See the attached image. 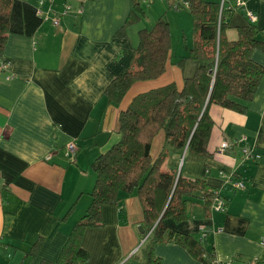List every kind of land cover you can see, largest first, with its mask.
<instances>
[{
	"label": "crops",
	"instance_id": "obj_1",
	"mask_svg": "<svg viewBox=\"0 0 264 264\" xmlns=\"http://www.w3.org/2000/svg\"><path fill=\"white\" fill-rule=\"evenodd\" d=\"M23 1L40 6V0ZM65 4L70 11L59 16L57 25L45 18L32 36L9 34L0 55V64L8 63L7 69L0 68V264L55 261L90 203L91 163L119 138V113L139 93L171 82L178 88L183 84L175 63L187 55L192 36L188 41L185 37L182 48L171 45L162 75L133 83L119 103L110 102L105 88L129 66L138 41L139 29L135 33L131 26L126 36H116L131 0H43L41 8L56 13ZM234 5L235 0L223 1L231 11L228 40L236 39V27L247 21L242 11L255 14V24L264 33V0H244L241 12ZM161 15L168 24L176 19L172 14L167 18L166 12ZM251 56L264 68V52L256 49ZM209 114L211 156L184 153L178 172L216 188L225 208L205 212L196 202L188 219H168L166 225L200 241L217 260L254 258L264 264V73L246 112L212 104ZM241 136L259 155L255 163L244 162L237 146L219 150L223 140ZM69 143L76 146L73 155L66 154ZM163 144L160 131L150 147L153 159ZM220 171L236 173L244 188H233ZM139 228L142 208L134 193L124 195L117 205L104 206L102 225L84 232L82 247L89 259L79 264H142L133 257L142 245ZM36 237L42 241L25 259ZM153 253L161 264H205L172 241L155 244Z\"/></svg>",
	"mask_w": 264,
	"mask_h": 264
},
{
	"label": "trees",
	"instance_id": "obj_2",
	"mask_svg": "<svg viewBox=\"0 0 264 264\" xmlns=\"http://www.w3.org/2000/svg\"><path fill=\"white\" fill-rule=\"evenodd\" d=\"M140 1L131 0L130 12L116 36H126L128 27L144 16ZM180 1L188 3L192 20V45L175 63L183 73L182 87L171 82L139 93L119 113L118 140L91 163L94 183L87 209L71 227L56 260L43 259L39 264L88 261L89 252L82 247L85 230L102 225L104 206L117 205L124 195L132 193L142 208V237L147 235L134 258L142 264H161L153 247L172 241L208 263L207 255L211 257L213 251L208 252L191 235L169 229L166 220L177 223L188 219L196 202L205 212L215 211L216 198L223 201V210L225 201L216 188L202 179L183 177L178 168L184 153L211 156L207 147L213 126L210 105L246 112L264 73L263 66L251 56L256 49L264 52V33L247 19L236 27V39L228 40L231 11L221 0H167L171 9ZM35 10L23 0H0V55L9 34L33 35L42 22ZM137 38L131 63L105 88L104 96L110 102L119 103L133 83L156 79L165 70L172 42L163 15L150 28H140ZM160 131L164 144L153 159L150 147ZM41 241L36 237L30 243L25 259L35 254Z\"/></svg>",
	"mask_w": 264,
	"mask_h": 264
},
{
	"label": "built area",
	"instance_id": "obj_3",
	"mask_svg": "<svg viewBox=\"0 0 264 264\" xmlns=\"http://www.w3.org/2000/svg\"><path fill=\"white\" fill-rule=\"evenodd\" d=\"M142 1H146V0H142ZM224 0H221V3H223ZM43 3V0L39 1V5L38 7H36V15L39 16L41 19H45V18H49L50 21L52 22L53 25H57L59 22V16L67 14L70 11V6L65 4L63 9L59 12H52L50 8L44 10L41 8V4ZM188 3L186 1H180L177 4H174L172 9L173 10H179L182 7H187ZM235 8H243L244 7V0H235ZM53 13L50 16V13ZM81 13V9L78 8V10H76V14H80ZM245 15L247 17V19L253 23L256 21V15L253 14L251 11H245ZM0 68L3 70L8 68V63H2L0 64ZM11 77V76H9ZM8 78V77H7ZM237 146L240 149L241 152V156L244 162H252L255 163L258 158L259 155L254 151V148L252 145H249L246 143V137L245 136H241L238 139H234L232 141L230 140H223L220 144L219 150L220 151H226L228 149H230L232 146ZM76 152V146L74 143H69L66 145V154H75ZM47 159H49V156L46 157ZM219 175L221 177H223L226 182L228 184H230L233 188L236 189H242L244 188V184L243 181L240 179L239 176H237L236 173H224L222 171L219 172ZM223 208V201L221 199H217L216 198V206L215 209L216 210H221ZM201 229V234L205 235L204 229ZM147 236V235H146ZM146 236L143 237L142 239V243L144 242ZM264 241V240H263ZM263 243V242H262ZM207 264H256V260L254 258L250 259V260H246V261H241V262H236L235 260L231 259V260H226V261H220L217 260L215 258V256L213 255V253H211V257H209V255H207Z\"/></svg>",
	"mask_w": 264,
	"mask_h": 264
},
{
	"label": "rangeland",
	"instance_id": "obj_4",
	"mask_svg": "<svg viewBox=\"0 0 264 264\" xmlns=\"http://www.w3.org/2000/svg\"><path fill=\"white\" fill-rule=\"evenodd\" d=\"M141 6L144 10V16H142L137 23L131 25L135 33L140 28H150L157 20L158 16L166 12L167 18L169 17L170 19L171 14L176 18L169 23L170 34H172L173 37L172 45H174V48H182L186 42L185 37H187V41L191 38L192 20L191 14L186 7L173 10L168 7L165 0H141ZM177 25H179V27H177ZM28 239L32 240L33 238L31 239L28 237Z\"/></svg>",
	"mask_w": 264,
	"mask_h": 264
},
{
	"label": "water",
	"instance_id": "obj_5",
	"mask_svg": "<svg viewBox=\"0 0 264 264\" xmlns=\"http://www.w3.org/2000/svg\"><path fill=\"white\" fill-rule=\"evenodd\" d=\"M140 229V231L143 233L144 232V230L142 229V228H139Z\"/></svg>",
	"mask_w": 264,
	"mask_h": 264
},
{
	"label": "bare ground",
	"instance_id": "obj_6",
	"mask_svg": "<svg viewBox=\"0 0 264 264\" xmlns=\"http://www.w3.org/2000/svg\"><path fill=\"white\" fill-rule=\"evenodd\" d=\"M221 4H223V3H221Z\"/></svg>",
	"mask_w": 264,
	"mask_h": 264
}]
</instances>
